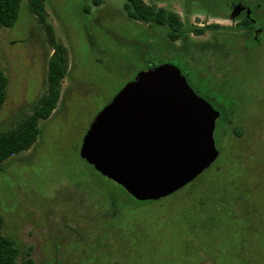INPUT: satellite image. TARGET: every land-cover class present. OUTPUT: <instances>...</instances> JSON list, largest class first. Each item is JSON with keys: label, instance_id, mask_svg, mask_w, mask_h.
<instances>
[{"label": "rangeland", "instance_id": "1", "mask_svg": "<svg viewBox=\"0 0 264 264\" xmlns=\"http://www.w3.org/2000/svg\"><path fill=\"white\" fill-rule=\"evenodd\" d=\"M144 1L175 12L187 29L206 31L186 29L184 39L173 41L166 27L130 19L124 0L46 1L68 68L36 143L0 169L3 233L20 259L35 264H264V40L251 46L249 30L213 14L203 0ZM258 1L255 15L264 18V0ZM52 53L46 28L23 2L14 27H0L7 78L0 132L15 128L46 91ZM164 63L182 69L197 89L211 80L201 72L211 73L234 100L227 123L215 131L223 172L205 181L207 192L226 190L217 203L203 202L200 188L187 198L180 192L139 204L80 156L101 110L140 71ZM236 77L237 88H226ZM110 193L120 200L119 219H112Z\"/></svg>", "mask_w": 264, "mask_h": 264}, {"label": "water", "instance_id": "2", "mask_svg": "<svg viewBox=\"0 0 264 264\" xmlns=\"http://www.w3.org/2000/svg\"><path fill=\"white\" fill-rule=\"evenodd\" d=\"M219 116L178 66L164 63L140 71L101 110L80 156L136 200L158 201L217 160Z\"/></svg>", "mask_w": 264, "mask_h": 264}, {"label": "trees", "instance_id": "3", "mask_svg": "<svg viewBox=\"0 0 264 264\" xmlns=\"http://www.w3.org/2000/svg\"><path fill=\"white\" fill-rule=\"evenodd\" d=\"M46 1L47 0H0V27H6V28L14 27L19 17L21 5L23 2H26L30 11L34 15H36L38 21L46 28L49 42L53 49V53L48 60L46 91L38 99L31 113L27 115L15 128L0 132V169L2 168L3 163L8 158H10L15 154L30 149L36 143L40 135L41 123L50 118L51 114L56 109L58 102L60 100L62 82L66 76L67 68H68L67 48L64 46L62 42L56 39L53 27L47 22ZM104 1L105 0H93V4L95 6H99L103 4ZM124 1L125 2L123 7L127 16L130 19L134 21L142 22L144 24H148L150 26L166 27L167 35L170 40L173 41L182 40L187 36L186 33L188 31H191L192 33H195L197 35L202 34L206 31V28H199V27H190L189 29H187L184 27V24L178 14H176L173 11H169L163 7H157L155 5L147 4L144 0H124ZM203 1L207 2L208 10L215 15L222 13L226 14L227 8L233 2H235L234 0H203ZM257 1L258 0H255L254 3H249L248 0H246L247 3L258 8L257 3H259L260 1L258 2ZM256 18L259 19L258 17ZM245 22L247 24L245 27L252 26V23L249 20L246 19ZM155 66L156 65H152L150 66V68H153ZM6 85H7V78L0 69V105L2 104L6 96ZM228 115L229 112L226 109L225 112H223V116L217 120L215 131L218 128H220L222 124L227 123L225 117H227ZM234 132L236 135H242V131L239 128H236ZM219 162H220V154L211 167L205 170L193 182L189 183L188 185L181 188L172 195L182 192L181 195L187 198L188 196H192L197 189L201 188L203 190V195H201L200 198L203 202L204 200H207L209 201V204L212 202L217 203L218 199H220L221 196L227 194L226 190H224V188L219 187L220 189H217L218 190L217 192H212L210 190H214V189L211 187V189H209L210 192H207L205 181H206V176L208 175H211L212 180H217V178H219L220 174L223 172V168L220 167L221 165L219 164ZM97 174H99L104 179L106 178L98 172ZM232 177L233 176H230L228 178L230 187L231 186L236 187V183H232L233 180ZM118 187L122 190V192L125 195H127L129 198H131L132 200H134L139 204L154 202V201H138L135 198H133L130 194H128L127 191L122 186L118 185ZM231 195L233 196L234 193H232ZM207 196L209 197L207 198ZM108 197L110 199V206L112 210H114L112 214L113 215L112 219L115 218L119 219L120 200L118 198V195L115 193H110ZM199 204L203 206V204L201 203ZM0 264H35L34 260L30 257L20 259L19 250L15 242L9 236L3 233V220L1 217H0Z\"/></svg>", "mask_w": 264, "mask_h": 264}, {"label": "flooded vegetation", "instance_id": "4", "mask_svg": "<svg viewBox=\"0 0 264 264\" xmlns=\"http://www.w3.org/2000/svg\"><path fill=\"white\" fill-rule=\"evenodd\" d=\"M234 1L235 2H233L227 8V12L226 14H224V16L228 19L235 18L238 21L240 27L242 26L243 29L249 30L250 31L249 35L251 39L250 44L251 46L255 47L262 42L261 39L264 40V18H260V17H258L259 19L256 18L255 11L257 10V8L249 4L254 2L249 0H248L249 3H247L246 0H234ZM257 6L258 8H260L261 4L257 3ZM246 19L252 23L251 27L250 26L245 27L247 25L245 22ZM216 27L218 26L216 25ZM182 74L186 77L189 85L194 89V91L198 95L206 99L214 107V109L220 113L219 118L223 116V112H225L226 109L228 110L229 113H230L229 110L233 109L234 106L233 98L229 97L222 91L223 86L212 78L211 73L208 74L207 72L206 73L201 72L202 76H205L206 78L209 75V77H211V80H209L208 78L207 84H205L200 89H197L193 87L192 84H190L187 74H185L183 71ZM237 80L238 77L233 79L231 78L227 80V82L224 85L228 89L231 90L236 89L239 84ZM214 102H217L215 103V105L217 106L214 105ZM228 116L225 117L226 120Z\"/></svg>", "mask_w": 264, "mask_h": 264}]
</instances>
